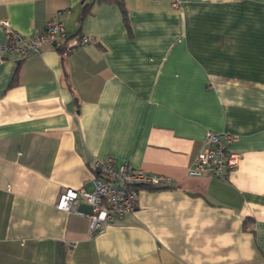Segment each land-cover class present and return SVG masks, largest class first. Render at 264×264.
Instances as JSON below:
<instances>
[{
    "label": "crops",
    "instance_id": "0c3cea01",
    "mask_svg": "<svg viewBox=\"0 0 264 264\" xmlns=\"http://www.w3.org/2000/svg\"><path fill=\"white\" fill-rule=\"evenodd\" d=\"M172 2L0 0V43L51 17L89 37L0 52V264H264V0ZM209 130L235 136L225 178L187 174ZM107 156L173 182L95 234L55 203Z\"/></svg>",
    "mask_w": 264,
    "mask_h": 264
},
{
    "label": "built area",
    "instance_id": "2783aa9c",
    "mask_svg": "<svg viewBox=\"0 0 264 264\" xmlns=\"http://www.w3.org/2000/svg\"><path fill=\"white\" fill-rule=\"evenodd\" d=\"M172 3L177 5L178 0H173ZM2 23L7 38L0 43V52L10 54L17 59L29 53H37L43 43H51L56 49L68 52L89 40L88 36H82L70 42L71 38L64 23L56 17L48 19L43 28L29 36L13 30L7 21ZM234 138L235 136L229 131H207L203 145L187 167V174L200 175L209 172L225 178L237 167L241 157L240 153L229 147ZM92 169L91 189L65 187L59 193L55 206L58 209L86 216L89 219V232L95 234L103 232L115 219L131 213L136 208L139 191L143 186L163 187L173 182V179L167 175L135 169L127 162L116 166L112 156H107L103 160H94ZM81 199L92 206V212H84L76 208Z\"/></svg>",
    "mask_w": 264,
    "mask_h": 264
},
{
    "label": "trees",
    "instance_id": "16d2710c",
    "mask_svg": "<svg viewBox=\"0 0 264 264\" xmlns=\"http://www.w3.org/2000/svg\"><path fill=\"white\" fill-rule=\"evenodd\" d=\"M109 1V0H108ZM90 11V3L89 2H86V1H83L82 2V5H81V10H80V16H79V18L81 19V18H83V16H85L88 12ZM123 12L125 13V11L123 10ZM82 36H85V35H82L81 33H80V31H77V32H75V33H73V34H70L69 33V38H75L76 40H78V39H80ZM87 42H89V40L87 41ZM86 42V43H87ZM85 44V43H84ZM57 50L58 51H60V52H62V51H64V50H62V49H59V48H57ZM172 185V184H171ZM171 185H167V186H171ZM143 187H151V186H143ZM164 187V186H163ZM151 188H160V187H151Z\"/></svg>",
    "mask_w": 264,
    "mask_h": 264
}]
</instances>
